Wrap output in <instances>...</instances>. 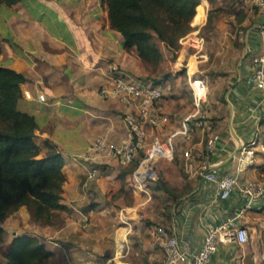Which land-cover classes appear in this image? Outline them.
I'll return each mask as SVG.
<instances>
[{"label": "crops", "instance_id": "0c3cea01", "mask_svg": "<svg viewBox=\"0 0 264 264\" xmlns=\"http://www.w3.org/2000/svg\"><path fill=\"white\" fill-rule=\"evenodd\" d=\"M199 5L204 10L197 24L206 39L204 57L198 61L190 51L173 50L159 41L163 60L156 67L145 66L135 48L123 47V36L111 27L102 0H20L0 5V65L26 78L17 106L37 118L34 140L41 154L48 151V142L64 158L61 203L66 206L60 212L63 222L56 226L32 220L25 205L11 213L3 222L0 264H6L12 238L19 234L36 235L52 251L51 264H162L164 253L154 225L175 234L190 258L209 226L236 213L246 225L251 209L264 211V196L250 205L238 190L215 197L214 183L204 176L211 170L219 174L234 170L238 158L245 156L243 148L254 153L262 145L258 141L264 93L254 86L251 75L252 58L264 46V14L240 0H200ZM177 59L187 61V76L203 77L208 84L202 110L209 125L196 127L189 139L178 129L195 107L186 76L177 73ZM108 61L142 80L160 78L169 122L149 133L162 138L175 133V154L156 160V177L148 178L153 180L148 185L135 183L134 162L122 166L114 157L98 158L100 172L89 181L95 195L91 200L84 187L90 165L84 151L97 137L127 139L124 115L132 110L116 96L99 92ZM39 92L44 100L36 97ZM212 132L221 140L206 154V138ZM260 161L259 155H248L241 180L261 176ZM122 190L120 198H111ZM240 247L222 242L207 264H247Z\"/></svg>", "mask_w": 264, "mask_h": 264}, {"label": "trees", "instance_id": "16d2710c", "mask_svg": "<svg viewBox=\"0 0 264 264\" xmlns=\"http://www.w3.org/2000/svg\"><path fill=\"white\" fill-rule=\"evenodd\" d=\"M18 1L0 0V5ZM102 1L107 5L111 27L123 36V47L135 48L145 61L161 58L158 41L173 50L179 48L180 37L192 29L190 21L198 4V0ZM25 79L21 72L0 65V244L4 240L3 222L20 206L27 207L32 220L52 226L63 222L60 212L66 209L61 203L64 158L48 142V151L41 154L34 140L37 118L17 106ZM137 163L132 164V170ZM5 256L6 264H51L52 251L36 235L19 234L12 238Z\"/></svg>", "mask_w": 264, "mask_h": 264}, {"label": "built area", "instance_id": "2783aa9c", "mask_svg": "<svg viewBox=\"0 0 264 264\" xmlns=\"http://www.w3.org/2000/svg\"><path fill=\"white\" fill-rule=\"evenodd\" d=\"M244 6L255 7L264 14V0H240ZM200 0L196 5L195 13L190 21L192 29L179 39V50L190 51L199 61L205 55L206 39L197 24L203 19L204 10L198 9ZM201 14L199 20L196 18ZM253 71L251 81L256 88L264 93V46L252 58ZM186 72L189 66H184ZM190 73V72H189ZM188 84L193 96L195 110L184 116L180 121L178 133L189 139L196 127L209 125L208 116L202 110V104L208 94L207 81L193 74L188 76ZM99 92L103 96H116L121 102L127 104L132 110L125 113L124 120L127 126L128 137L120 142L108 140L104 137L95 138L84 151L83 158L89 162L87 177L84 182L87 197L94 195L89 188V181L100 172L97 159L101 157H114L122 166H127L138 161L133 172L135 183L141 185L148 178H155L154 163L159 158L172 159L175 154V143L170 134L166 138L158 135H150L149 129L169 122V115L163 109V87L152 80H142L133 73L121 68L116 62H107V71L104 81L100 84ZM24 95L32 97L30 91ZM36 97L44 100L45 95L39 92ZM221 138L218 133L212 132L206 138L205 152L211 154ZM245 156L239 157V165L229 172L216 173L207 171L206 179L215 185V197H225L233 190H238L247 196L248 205L254 200L264 196V181L253 178L241 180V172L247 163V156L253 154V150L243 148ZM189 155V150L183 152ZM87 218V217H86ZM241 215L229 214L218 223L207 228L200 246L189 258L188 252L181 247L179 240L168 228L161 224L153 226L157 243L164 253L162 264H207L210 256L216 252L222 242H234L243 244L248 239V226L240 221ZM242 253V252H241ZM113 264V263H108Z\"/></svg>", "mask_w": 264, "mask_h": 264}, {"label": "rangeland", "instance_id": "374dc122", "mask_svg": "<svg viewBox=\"0 0 264 264\" xmlns=\"http://www.w3.org/2000/svg\"><path fill=\"white\" fill-rule=\"evenodd\" d=\"M174 57L175 58L177 57V53H174ZM162 60H163L162 56L158 61H152V60H150V61L146 60L145 61L142 59L144 65L149 66V67L159 66L160 65L159 63H161ZM186 62L187 61L185 59H183V60L179 59L177 61V64L179 65V67H178L179 71L177 73L180 72L181 74H184L186 76V79L188 82V76L186 73V69L184 68V66H187ZM193 64L195 65V62ZM191 72L192 71H190V73ZM164 75H165V73L162 75V77H165ZM151 79L152 80L157 79V82H158V80L160 78L158 79V77L155 76ZM261 133L262 134H261V137L259 138L258 144L262 143V145L259 146V149L254 151L253 155H259L261 157V161H260L261 164H259V165H260V172L262 173V175L258 176L257 178L264 181V124H262ZM150 181H153V180H146L145 183L150 184L149 183ZM122 192H123V190L116 192L113 195V197H111V198H120L119 196L121 195ZM94 196L87 197V198L92 200L94 198ZM91 203H93V202H91ZM246 220L247 221L245 222V224L248 226V239L243 244V246L241 248V252H242V254H245V260L247 261L246 262L247 264L251 263V262H253L254 264H264V211H263V209L262 208L251 209L249 211V215H248V218Z\"/></svg>", "mask_w": 264, "mask_h": 264}]
</instances>
